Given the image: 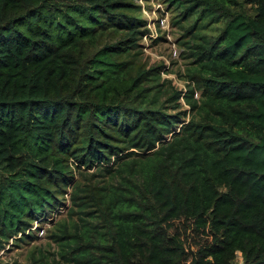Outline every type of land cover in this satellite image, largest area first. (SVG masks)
<instances>
[{
	"label": "trees",
	"instance_id": "1",
	"mask_svg": "<svg viewBox=\"0 0 264 264\" xmlns=\"http://www.w3.org/2000/svg\"><path fill=\"white\" fill-rule=\"evenodd\" d=\"M134 1L0 0V245L68 191L52 264H264V0H174L191 28L222 23L195 32L185 90L128 59ZM68 158L125 175L83 186ZM179 219L210 242L188 252Z\"/></svg>",
	"mask_w": 264,
	"mask_h": 264
},
{
	"label": "rangeland",
	"instance_id": "2",
	"mask_svg": "<svg viewBox=\"0 0 264 264\" xmlns=\"http://www.w3.org/2000/svg\"><path fill=\"white\" fill-rule=\"evenodd\" d=\"M134 4L137 6L134 14L144 21L143 27L139 30L143 29L144 31L141 35L138 34L128 59H132L136 66L144 69L160 67L159 82L167 83L169 80L178 89L185 90L186 82H189L187 81L188 70L193 65L194 60L191 54L193 49L190 46L199 40L197 36L202 35L205 38L216 36L222 30V23L219 20L204 23L197 20L195 22L197 27L191 28L195 16L188 20L182 19L183 11L180 6L176 7L174 0H135ZM243 8L246 12H250L248 4L244 5ZM195 32L198 34L196 37H194ZM116 38L115 34L107 33L102 41H98L96 48L103 43H111ZM96 48H92V50ZM124 96L127 98L134 95L125 94ZM195 97H198L197 92ZM182 108L187 107L183 104ZM188 118L189 115L187 114L186 119ZM129 154L133 158L141 159L147 154V151L135 150ZM112 160L114 158L104 162L101 166L96 162L91 165H82L80 158L78 160L68 158L65 163L67 170L70 171L68 174H71L73 179L78 180L83 186H104L116 184L119 176L125 175L124 172L115 169L116 164L124 159L113 162ZM103 165H107L113 171L107 172ZM61 198L60 195L59 203ZM64 198L53 211L47 212L37 221L26 226L24 233L31 234V236L16 239L15 237L21 235L18 233L16 236L1 242V263L31 264L33 259L43 258L45 264H52L54 260L58 259V244L50 236L55 232L59 220H69L70 200L68 199V191L64 193ZM75 216L72 214L73 219ZM169 232L180 238L188 252L195 251L200 245L209 243L211 240L210 231L206 227L202 230L200 227H195L191 221L183 219L173 221ZM245 260L244 255L237 254L232 260V264H244Z\"/></svg>",
	"mask_w": 264,
	"mask_h": 264
}]
</instances>
